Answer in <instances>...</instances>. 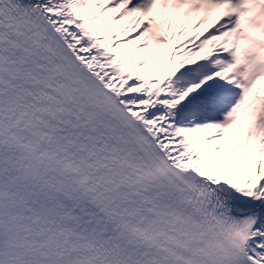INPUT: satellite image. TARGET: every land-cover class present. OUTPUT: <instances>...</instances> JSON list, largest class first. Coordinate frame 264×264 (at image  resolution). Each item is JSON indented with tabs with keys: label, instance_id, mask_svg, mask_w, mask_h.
I'll use <instances>...</instances> for the list:
<instances>
[{
	"label": "snow or ice",
	"instance_id": "1",
	"mask_svg": "<svg viewBox=\"0 0 264 264\" xmlns=\"http://www.w3.org/2000/svg\"><path fill=\"white\" fill-rule=\"evenodd\" d=\"M0 264H264V0H0Z\"/></svg>",
	"mask_w": 264,
	"mask_h": 264
}]
</instances>
